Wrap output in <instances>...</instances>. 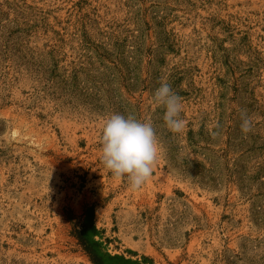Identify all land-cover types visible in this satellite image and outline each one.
Returning <instances> with one entry per match:
<instances>
[{
  "label": "rangeland",
  "instance_id": "obj_1",
  "mask_svg": "<svg viewBox=\"0 0 264 264\" xmlns=\"http://www.w3.org/2000/svg\"><path fill=\"white\" fill-rule=\"evenodd\" d=\"M113 114L157 136L138 190L101 161ZM81 236L104 264H264V0H0V264H98Z\"/></svg>",
  "mask_w": 264,
  "mask_h": 264
},
{
  "label": "clouds",
  "instance_id": "obj_2",
  "mask_svg": "<svg viewBox=\"0 0 264 264\" xmlns=\"http://www.w3.org/2000/svg\"><path fill=\"white\" fill-rule=\"evenodd\" d=\"M153 103L165 109L163 120L173 133H181L186 122L181 118L183 105L169 83L161 82L153 95ZM241 130L247 134L253 122L247 112L241 111ZM219 128V125H216ZM100 137L101 161L115 177H127L132 190H138L151 178L159 158V144L150 121L133 116L113 114L105 120ZM213 138L217 131L211 132Z\"/></svg>",
  "mask_w": 264,
  "mask_h": 264
},
{
  "label": "trees",
  "instance_id": "obj_3",
  "mask_svg": "<svg viewBox=\"0 0 264 264\" xmlns=\"http://www.w3.org/2000/svg\"><path fill=\"white\" fill-rule=\"evenodd\" d=\"M82 244L84 245L85 249L90 253L91 258L98 264H104L103 259L96 254L94 248H92L91 245H93V242L90 241L89 238H86L85 236H81ZM97 245V243H95Z\"/></svg>",
  "mask_w": 264,
  "mask_h": 264
}]
</instances>
